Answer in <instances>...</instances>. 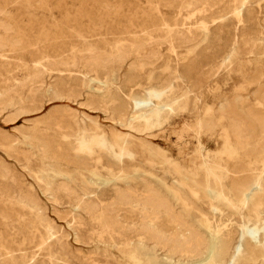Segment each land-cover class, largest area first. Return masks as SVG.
Masks as SVG:
<instances>
[{"label": "rangeland", "instance_id": "1", "mask_svg": "<svg viewBox=\"0 0 264 264\" xmlns=\"http://www.w3.org/2000/svg\"><path fill=\"white\" fill-rule=\"evenodd\" d=\"M260 110L264 0H0V264H264Z\"/></svg>", "mask_w": 264, "mask_h": 264}, {"label": "bare ground", "instance_id": "2", "mask_svg": "<svg viewBox=\"0 0 264 264\" xmlns=\"http://www.w3.org/2000/svg\"><path fill=\"white\" fill-rule=\"evenodd\" d=\"M234 11H235V9H234ZM235 12L238 16L239 11L236 10ZM132 100L134 101L138 110L143 108L144 106H146L149 103L147 100L139 99L136 97H133ZM250 112L254 116V118L256 119L259 130L264 135V112L261 110L260 111H254V112L250 111ZM255 183H258V181H256ZM205 185L210 188V186L208 184V177L207 176L205 179ZM251 185H252V182H249V181H242L241 183H239V185L237 186V190L239 192V195H241V196L244 195V192L247 189H249ZM144 187H145V190L149 194L147 196L142 197V200L144 203L151 204L152 206L157 207V208L164 207L166 210H170L169 203L159 195V191L155 185H153L152 183H148V184L144 185ZM215 190H217V189H215ZM131 198H132L131 190H129V189L117 190V200L119 203H127ZM187 229H188V234L182 240H180L178 238H174V237L170 238L168 240L170 242H172L176 247L184 248V249H187V250L195 253V251L199 250V247L203 243V240H202L201 234L199 233V231L197 229L193 228L192 226H188ZM217 234H218V229H217ZM229 247H230V242L228 240H220L219 239L218 248L214 247L213 243H211V245L207 248V258L205 259V261H207L208 263L213 262L214 264H218V263L222 262L225 259V256L227 255V253L229 251Z\"/></svg>", "mask_w": 264, "mask_h": 264}]
</instances>
